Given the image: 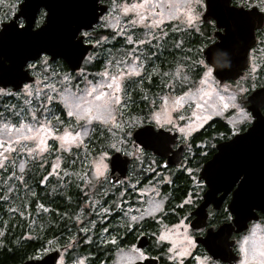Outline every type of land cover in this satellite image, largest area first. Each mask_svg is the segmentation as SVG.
Returning <instances> with one entry per match:
<instances>
[{
	"label": "rangeland",
	"instance_id": "obj_1",
	"mask_svg": "<svg viewBox=\"0 0 264 264\" xmlns=\"http://www.w3.org/2000/svg\"><path fill=\"white\" fill-rule=\"evenodd\" d=\"M141 2L142 0H129L128 2L111 1L108 3V12L101 18L96 28L109 30L113 34L111 36H96L92 32H87L88 35L85 36V39L87 42L94 44V49L87 55L91 59L86 57L79 71L71 72L65 68L63 61H51L50 58L48 60L50 67L47 71H43L38 60L33 62L36 65L35 69H30L32 74L36 73L33 74L36 80L32 84H27L32 89L31 96L27 95L23 90L16 93L8 91V94L0 95V100H7L1 106L0 125L10 124L15 129L19 127L23 120L24 124L36 128L39 127V123L48 120L55 127L54 135L62 134L65 128H68L72 132L82 131L80 125H83L88 130L87 135L81 138L82 144L80 146L72 145L68 151H64L61 148L59 141L48 136L45 138L47 147L41 152L37 147L39 141H17L13 133L0 127V143L3 144L0 152L6 158L5 167L0 168V208H2V211H0V247L9 223L14 217L26 220L29 225L30 234H33L35 230L34 234H40L46 229L47 220L44 217V208L41 207L43 205H38L34 218L31 219L30 217V205L36 193L28 179L29 172L39 174L40 170H45L46 174L43 175L39 183L42 189H49L52 195L56 192L64 195L74 187V190L82 192L83 197L79 203L80 209L75 214L76 219H74V215L66 216V219L73 218L70 222L74 224L72 230L49 240V242L51 241L49 246H68L70 258L81 254L79 251L80 246L75 243L78 239L83 238L80 234L93 229L98 225V222H104L108 207L118 204L117 199L106 202L109 191L108 185L110 186L108 181L110 170L109 158L115 150L108 149L105 145L112 139L113 133H119V129L113 127L111 124L104 125L95 121L86 123L83 120L76 121L73 117H69L60 100V94L66 88L78 93L89 87V82L93 84L101 82L100 73L104 72L106 67L111 71L112 65H115L117 61L123 60L128 62L131 60V57L125 55L127 52L131 51L134 56L140 57L144 67L141 70L140 76H133L124 81L127 96L123 97L122 94L123 107L120 111L125 118L130 119L139 116L143 118L142 123L149 122L148 117L153 112L163 113L166 110L171 121L170 123H166V125L173 126L179 130L183 128V133L186 136L189 129L193 130L213 117H222L229 121L236 119L235 108L228 107L221 111L219 105H216L215 108L209 107V105L215 103L217 93L220 96L226 97L231 91L228 88V92H225L223 88L217 86L218 82L213 72L211 78L205 84H200V81L205 79L204 71L207 64L203 59H200L199 61L202 60L204 63L196 62L197 65H195L193 59L197 54L201 56V51L204 49L203 46L199 49L198 47H191L189 45L187 48L184 47L185 37L191 34L192 28L201 34L204 31L201 27L199 28V23H202V11H200V5L196 0H190V6L193 9V15L196 12H201L199 21L194 20L189 25L186 22V16L181 13L176 18L163 19L156 28H150V25L153 19H160L159 13L161 10L159 8L154 10L155 15H149L146 10L140 13L146 17L144 24L135 23L138 19L136 12L129 11L125 13L122 10L124 6H131L132 4ZM254 2L258 3V0H254ZM19 4L20 0H0V26L1 23L13 17L14 13L18 10ZM44 15L45 13L39 15L36 22L37 26L43 23ZM104 17L107 19H103ZM145 24L149 25V27H146ZM149 32L151 33L150 35H148ZM128 36H131L133 41L140 39L144 40L145 43L143 45L129 43L127 40ZM166 37H169L168 44L175 47L177 54L173 60L174 64L172 66L166 65L163 68L158 62L157 54L162 53ZM177 44H179V47H177ZM263 52L264 43L258 48L257 54ZM97 61H100L99 70L91 71L89 67ZM178 67L179 76L176 77L173 74L177 72ZM197 71L200 75L196 79L194 73ZM65 75L70 77V79L61 83ZM154 77L157 78L156 82L153 81ZM37 80H39V83H37ZM49 85L55 90H50ZM156 86L162 87L163 90L172 91L163 94V92L157 91ZM197 89H201L207 95L202 96V93L197 92ZM37 91L40 93L39 98H37ZM185 92L195 94L196 99L185 98L177 106L175 98L183 97ZM136 94H138L137 99L135 98ZM48 97H52V99L49 100ZM25 101H28V103H25ZM198 103L201 105L200 108L197 107ZM135 107L139 110L137 111ZM29 109L33 110L35 119H33V115L29 114ZM53 116L59 117L61 123H56ZM120 122L121 115L118 114L117 123ZM25 134L27 133L25 132ZM121 138L123 139V136ZM10 139L12 141L11 144H9ZM128 143L126 139L124 144L121 145L123 149L121 152L135 155L136 152L131 146L129 148L131 144L128 145ZM9 148H11V151L7 150ZM27 148H32L33 152L29 154L26 150ZM102 152L107 153L103 160V163L107 164V169L104 170L102 176L94 179L92 176L93 164L100 159ZM21 161L25 163L23 172L19 169ZM53 165H58V167L54 168ZM140 167L141 165L138 164L136 169ZM83 177H87V182H85ZM141 178L142 176L139 173L134 172L128 185L131 187L139 185L138 180ZM133 180L134 182H132ZM157 180V177L149 178L150 182L142 187L138 186V188L145 194H150V192L155 194L158 186ZM9 188L12 191L9 192ZM158 204L160 205L161 202L157 203L154 199L153 201L146 200L143 206L140 205L136 208V212H131L133 211L131 208L124 210V216L129 218L136 216L137 219L133 221L138 222L157 209ZM40 215L43 217L40 218ZM129 218L126 219L129 220ZM50 225L51 223L48 222V226ZM54 225L57 226L56 223ZM107 230L108 228L101 227L98 234L94 237V241H92L93 237H91V241L87 239L84 241L83 238L81 240L82 245L87 246L88 250H91L90 247L95 244L96 247H104L108 239ZM43 254L44 251H40L38 256H42ZM127 254L128 256H126ZM127 254L115 256L111 264H130V261L133 258L135 259V256L131 253ZM83 255L86 257L84 264L95 258V254L91 251L84 252ZM70 258L63 257L64 264H68ZM101 261V264H103V259Z\"/></svg>",
	"mask_w": 264,
	"mask_h": 264
},
{
	"label": "flooded vegetation",
	"instance_id": "obj_2",
	"mask_svg": "<svg viewBox=\"0 0 264 264\" xmlns=\"http://www.w3.org/2000/svg\"><path fill=\"white\" fill-rule=\"evenodd\" d=\"M111 1L128 2L129 0ZM111 1H108L107 4ZM246 4L250 5V7H247ZM204 5V9L199 7L200 11H202V16L206 11L205 0ZM231 6L252 9L257 7V3H255L254 0H245V3H241L240 0H231ZM42 13H44V11L40 12V14ZM200 27L205 33L201 34L195 31L205 37L207 42L203 46L204 49L217 42L218 37L215 36V33L220 35V33L224 32L223 28L217 27L214 20L211 24L202 21V23H199V28ZM192 30L194 29L192 28ZM255 33L258 43L257 46L252 48L249 52L250 66L246 69L244 75L236 80H226L224 82L219 81L214 76L218 82L217 86L220 88H224V86L227 85L231 92H239L240 89L244 90L242 94L238 96V103L241 102L243 98H248L254 92L264 88V52L257 54L258 48L264 43V27L257 29ZM185 38L184 47L187 48L188 45L191 46L190 34ZM168 39L169 37L165 38L166 43L162 53L157 54L158 62L163 68L166 65L172 66L174 64L173 60L177 54L175 47L168 44ZM203 50L201 51V56L198 55L194 57L193 60L195 65H197L196 62L200 59H203L205 62L202 56ZM199 75L198 71L194 73L196 79ZM153 81L156 82L157 78L154 77ZM156 89L159 92H163V94L172 91L167 89L163 90L162 87L157 86ZM7 90L11 93H16L11 88H7ZM22 90L23 89L20 91ZM252 105L251 102L248 104L245 102L242 103V106L251 115L252 122L251 124H238V131H235L233 124L230 123L229 120H225L222 117H213L202 125H198L193 130L189 129L187 131V136L179 129L164 124L160 129L169 132V137H167L168 142L163 147V151L157 147L154 151L147 150L141 144L136 143L133 137H131L127 139L129 142L128 145L131 144L129 148L130 146L133 148L136 152L135 155L116 151L113 152L109 158L110 170L108 181L110 186L108 185L109 191L106 202L117 199L118 204L108 207L104 222H98L96 227L80 234L81 237L84 238H82L84 241L86 239L91 241V237H93L92 241H94V237L98 234L101 227H106L108 228L106 231L108 239L104 247L99 248L96 247L95 244L90 247L91 250H88L87 246L82 245V239H78L75 242L76 245L80 246L79 251L81 254L88 251L95 254V258H92L87 264H101L102 259L103 264H111L115 256L131 253L129 249L133 248V246L135 249H139L144 255L143 258H133L130 264H206V257L208 258V264H211V262H215V264H239V261L243 258L240 252L241 244L244 245L246 250L250 249L253 244L257 247L264 245V212L258 209V207L262 205L261 202L264 199V177L263 173L256 169L257 164L260 166L262 165L260 163H254L252 165L255 170L252 172L253 178L248 182V189L250 191L249 197L252 199V204H254V206L253 210L244 211L243 217L237 215L238 223L246 220L248 216V219L242 226L238 225L236 222V211L233 208V200L235 198L239 200L240 198V190L245 186L243 184L244 177L238 176L226 182L222 180L221 183L216 185V189H212L208 201L207 194L211 188L207 180L203 177V169L216 154L218 144L232 139L239 133L245 132L253 125L255 117L249 109ZM260 111L264 115V109H260ZM146 125H153L155 127L154 122L147 121L143 122L141 127ZM234 131L235 135H233ZM175 134H177V137H173ZM212 145H214V147H212ZM115 153H120L123 157H127L129 162L126 176L118 185L112 183L110 177V160ZM176 154L180 155L178 163L168 164ZM124 159L127 161L126 158ZM138 164L141 165V167L138 168L139 170L136 169ZM134 172L139 173L142 178L138 180L139 185L131 187L128 184ZM256 175H258V177H256ZM153 177L158 178V186L155 194L151 192L150 194H145L140 191L138 186H144L150 182L149 178ZM132 182H134V180ZM80 193L79 199L82 200L83 195L81 191ZM119 194L120 196L118 197ZM64 195L66 197V203L78 206L76 208L77 210L80 209L79 203L81 201H74L73 198L67 196V194ZM153 199L157 203L161 202V204H158L157 209L153 210L140 221L135 222L131 218L124 216V210L131 208L133 209L131 212H136V208L140 205L143 206L146 200L153 201ZM205 202L208 203L205 204ZM43 208L46 220L48 221V216L52 218L51 207L47 203H44ZM75 214L74 219H76ZM229 215L232 217L231 220L228 219ZM56 218L61 219V214H59L58 211L56 212ZM126 218H129V220ZM47 221L46 229L50 227ZM185 225L187 226L188 234L193 238L194 246L192 247H190L184 239ZM226 226H234L231 228L229 235V244L231 245L230 251L234 258L231 261H225L220 256L213 255L210 250L216 239V234H213L212 230L215 229L216 233H219ZM162 233L167 239H161ZM59 235L47 234L45 232L43 234L22 235L21 239L24 240H22V245L25 244V239L37 237L41 239L38 243L35 255L27 260L42 259L59 248H62L63 251L57 262L63 257L69 259L70 251L68 246H49V240ZM5 236L6 234H4V237ZM245 237H247V240H245ZM142 239L144 240V244L141 246L140 241ZM1 243L2 246L3 240ZM169 249H171V251H169ZM40 251H44L42 256H38ZM182 252L183 255H180ZM131 254L135 256L134 253ZM126 256H128V254Z\"/></svg>",
	"mask_w": 264,
	"mask_h": 264
},
{
	"label": "water",
	"instance_id": "obj_3",
	"mask_svg": "<svg viewBox=\"0 0 264 264\" xmlns=\"http://www.w3.org/2000/svg\"><path fill=\"white\" fill-rule=\"evenodd\" d=\"M108 1L111 0H101L98 7L96 0H26L27 7L20 2L13 17L1 23L0 26V30L5 28V33H0V57L11 61V67H5L3 61L0 60V87L11 88L18 92L23 89L24 84L34 83L36 77L31 70L26 68L23 72L21 68L26 58L37 56L40 50L52 51L53 57H49L51 61L61 60L71 72L79 71L87 55L94 49V44L87 42L83 35H81L80 41L74 42L72 36L80 26H87L84 28L85 32L93 31L99 25L101 18L108 12ZM40 4L47 6L48 9L37 7ZM205 4L206 11L202 16V21L209 23L207 16L213 15L217 27L223 28L224 32L220 35L215 33V36L218 37L217 42L207 46L203 50L202 56L209 66H213L212 61H215L213 74L219 81L236 80L244 75L250 66L249 52L258 43L255 32L262 28L260 26L251 27L252 18L246 13H258L260 10L257 7L245 9L244 7L231 6V9L228 10L229 14L226 15L220 7V0H216L215 8L210 4L208 9L207 0H205ZM232 9L237 11L233 13ZM41 11L45 13L44 20L37 26L36 22ZM47 20L48 24L44 27ZM21 22L23 30L17 28ZM231 26H235V32ZM240 40L243 43H240ZM56 56H61V58L57 59ZM38 60L39 58H36L32 63ZM229 61L232 65L231 71H227ZM225 72L226 74L222 75ZM261 92H264V88L254 92L245 103L248 104L255 100V97ZM249 109L255 117L254 127L252 125L245 132L218 144L216 154L203 169V177L211 188L207 194V201L212 189H216V185L222 180L226 182L238 176L244 177L245 188H241L239 200L237 198L233 200V208L239 217H243L244 211L253 210L254 204L249 197L248 182L253 178L252 172L255 169L252 165L254 163L262 165L257 164L256 169L263 173L264 177V118H261L264 115L261 111L255 110L254 104ZM150 127L154 126L141 127L139 132H133L132 137L145 149L154 151L155 145L160 141L154 137ZM159 131L163 132L162 135L168 142L169 132L163 129ZM173 137H177V134ZM232 141L235 142L232 143ZM165 144L167 143H164L163 147ZM179 158L180 155H174L168 164L178 163ZM110 164L111 181L118 185L126 176L128 158L123 157L120 153H115L111 157ZM261 204L258 209L264 212V199ZM140 244L141 246L144 244L143 239ZM62 251V248H59L42 259H30L22 264H56Z\"/></svg>",
	"mask_w": 264,
	"mask_h": 264
},
{
	"label": "snow or ice",
	"instance_id": "obj_4",
	"mask_svg": "<svg viewBox=\"0 0 264 264\" xmlns=\"http://www.w3.org/2000/svg\"><path fill=\"white\" fill-rule=\"evenodd\" d=\"M264 2V0H262ZM159 8L161 11L159 13L160 19H153L151 21L150 28H156L159 23L162 22L163 19L176 18L179 14L183 13L186 16V22L191 25L194 20H197V17L193 15L192 7L190 6V0H142L141 3L132 4L131 6H124L123 12L127 13L129 11H133L137 13L138 19L135 23L144 24L146 17L145 15L140 14L142 11H147L149 15H155L154 10ZM166 9V11H165ZM146 27L149 25L145 24ZM19 30H23V24L21 22L20 26L17 27ZM151 33L149 32L148 35ZM83 36H87L88 33L82 34ZM129 43H136L143 45L145 43L144 40L137 39L133 41L131 36L127 37ZM179 47V44H177ZM128 57H131V60L125 62L123 60L117 61L115 65H112V70L109 71V68H105L104 72L100 73L101 82H97L93 84L89 82V87L83 89L80 92H72L70 89H65L64 92L60 94V100L64 105V108L69 117H73L76 121H85L86 123H91L93 121L98 122L100 124L109 125L111 124L115 128H120L121 125L117 123V115H121L122 104V94L123 97L127 96L124 81L133 76H140L141 70L144 67L143 61L140 60V57L134 56L131 51L125 54ZM155 71V69H154ZM211 70H209L210 72ZM209 72H205L204 75L208 76ZM167 75V74H165ZM174 76H179V67L177 68V72L173 74ZM186 79V77H185ZM205 80H201V84H205ZM197 92H201L202 96L207 95V93H203L201 89H197ZM185 98L195 99V94L192 93H184L183 97H176L175 104L179 106L181 101ZM219 100L223 101V96L218 97ZM49 100L52 97H48ZM166 99V98H165ZM227 107L226 104L223 105ZM197 107L200 108L201 105L198 103ZM53 119L56 123H61L59 117L53 116ZM152 119L160 125H164L166 123H170V118L165 110L163 113L161 112H153ZM0 127L7 129L10 133H13L16 136L17 141H30L35 140L39 141L38 148L39 151L43 152L47 145L45 144V138L51 136L53 139L60 142V146L64 151H68L72 145L80 146L82 144V136L87 135V128L83 125H80L82 131H69L68 128H65L62 134L54 135L55 127L54 125L45 120L44 122L39 123V127L33 128L31 125L20 124L18 128L13 129V126L10 124L0 125ZM181 132L184 131L183 128L180 129ZM25 132L27 134H25ZM163 132L154 133V137L160 139L163 135ZM11 139L9 140V144H11ZM3 147V144L0 143V148ZM11 151V148L7 149ZM29 154L33 152L32 148L26 149ZM107 153L102 152L100 154V159L94 162L93 164V178H99L103 175L104 170L107 169V164L103 163L104 157ZM5 157L3 153L0 152V168L5 167ZM54 168L58 167V165H53ZM19 169L21 172L25 169L24 161L19 163ZM67 175V173H65ZM85 182H87V177H83ZM8 191H12L11 188ZM6 198V197H5ZM43 207V206H41ZM46 211V209H45ZM132 220H136V216L131 217ZM161 239H167V237L162 233ZM114 242V241H113ZM51 243V241L49 242ZM137 254L142 256L143 253L137 250Z\"/></svg>",
	"mask_w": 264,
	"mask_h": 264
},
{
	"label": "clouds",
	"instance_id": "obj_5",
	"mask_svg": "<svg viewBox=\"0 0 264 264\" xmlns=\"http://www.w3.org/2000/svg\"><path fill=\"white\" fill-rule=\"evenodd\" d=\"M20 2L24 6H26V7L28 6L26 4V0H20ZM100 2H101V0H96L97 7L99 6ZM196 2L200 5L201 9H204V7H205L204 0H196ZM240 2L245 3V0H240ZM210 4L213 8H215L216 7V0H207V8L208 9L210 7ZM246 6L250 7V5H247V4H246ZM37 7L47 8V6H45L43 4H40ZM220 7L224 10L226 15L229 14L228 10L231 9L230 0H220ZM257 7L260 10L258 13H246L249 17L252 18L251 19V27H253V28H255L256 26L264 27V15H261V13H264V2H262V0H258ZM232 10H233L232 11L233 13L237 11L234 9H232ZM48 13H49V10H48ZM200 15H201V12L195 13V16L197 17V21H199ZM48 18H49V14H48ZM103 19H107V18L104 17ZM207 20H208L209 24H211L213 21V15H208ZM47 24H48V20H47V23L44 25V27H46ZM86 27L87 26H80L78 28V30L75 31V34L72 36V40L74 42L80 41L81 35L84 33H87L84 31V28H86ZM231 27H232L233 32H235V26H231ZM0 33H5V28L3 30H0ZM240 43H243V41L240 40ZM50 56L53 57L52 51L40 50L37 56L28 57L24 60L21 71L25 72L26 68L27 69H35L36 65L34 63H32V61L36 58H39L42 70L47 71L48 68L50 67V65L48 64V60H49ZM56 58L59 59V58H61V56H56ZM87 58L91 59V57H87ZM0 60L3 61V65L5 67H11V61L10 60L4 59L3 57H0ZM197 62L201 63V64L204 63L202 60L197 61ZM212 64H213V66H215L214 60L212 61ZM213 66H208V65L205 66L206 70L204 71V73L209 72V70H211V71L209 72L208 76L204 75L205 79H203V80L207 81L208 79L211 78V74L213 72ZM231 67H232V65H231V62L229 61L228 66H227V71H231ZM33 74H36V73H33ZM223 74H226V72L222 73V75ZM53 75H55V74H53ZM69 79H70V77L65 75L63 77V80L61 81V83L68 81ZM37 83H39V80H37ZM200 84H201V81H200ZM201 85H203V84H201ZM49 87H50V90H52V91L55 90L54 88H51L50 85H49ZM23 91L29 96L32 95V89L27 84L23 85ZM213 91H215V90H213ZM223 91L228 92L227 85L224 86ZM243 91H244L243 89H240L239 92H229L226 97L223 96V101L219 100L218 97L220 95L217 93L215 96V103L212 105H209L210 108H215L216 105H219L221 111L224 108H228V107L235 108L236 114H237L236 119L234 121H230V123L233 124L235 131L239 130L237 127L238 124H242V123L251 124V122H252L251 115L242 106L243 102H248L247 98H243L242 101L239 103L237 102V98L239 96V93H241ZM5 94H8V90L4 87H0V95H5ZM39 94H40L39 91H37V98H39ZM187 99H192V98H187ZM225 101H227V102H225ZM250 102L255 105V110L257 112H259L260 109H264V92H261L257 97H255V100H252ZM25 103H28V101H25ZM224 104H226L227 107H224L223 106ZM17 114H19V113H17ZM29 114L33 115V119H35L34 112L32 109H29ZM261 118H264V117H261ZM142 121H143L142 117L135 116V117L128 119V118L124 117L123 113H121V122L119 123L121 125V127L118 128L119 133H113L112 139L106 143L105 147L108 149H114L116 152L123 151L121 145L124 144L126 139H130L132 137L134 131H136V133L140 131ZM148 121L154 122V124H155V127H150L152 129V131L154 133H160L159 129L162 128L164 125L157 124L152 119V114L148 117ZM21 124H24L23 120L21 121ZM253 127H254V125H253ZM235 131L233 132V135H235ZM121 136H123V139L121 138ZM159 141L160 142L157 143L155 146L157 148H159L161 151H163L164 150L163 145H164V143H167V140H166V138H164V136H162L159 139ZM235 141H232V143ZM212 147H214V145H212ZM138 151H139V149H138ZM231 218H232L231 215H229L228 219L231 220ZM246 220L238 223L237 222V214H236V222L238 225L242 226L243 223L246 222ZM232 227H234V226H226L219 233H216L215 229L212 230V233L216 234V239H215L211 249L210 248L209 249L211 250L213 255L220 256L225 261H231L234 259L231 255V251H230L231 245L229 244V235H230V231H231ZM184 239L187 241V244L190 247L194 246L193 238L191 235L188 234V230H187L186 225H185ZM245 240H247V237H245ZM137 250L139 251V249H135L133 246V248L129 249V252L134 253L135 258H143L144 254L142 256L138 255ZM169 251H171V249H169ZM240 252H241V255L243 258L239 261V264H264V245L257 247L255 244H253V246L250 249L246 250L244 245L241 244ZM180 255H183V252L180 253ZM85 259H86V257L83 254L76 255L73 258H70V260L68 261V264H84ZM205 259H206V264H208V258L206 257ZM56 264H64L63 259L56 262ZM211 264H215V262H211Z\"/></svg>",
	"mask_w": 264,
	"mask_h": 264
},
{
	"label": "trees",
	"instance_id": "obj_6",
	"mask_svg": "<svg viewBox=\"0 0 264 264\" xmlns=\"http://www.w3.org/2000/svg\"><path fill=\"white\" fill-rule=\"evenodd\" d=\"M92 34L94 33L96 36L98 35H112L113 33L109 30H104L103 28H96L93 31H91ZM203 33H205L203 31ZM190 42L192 47H198V49L206 44V40L204 36H201L199 33H197L195 30H192L190 34ZM199 54H197L195 57H197ZM66 69L67 66L63 62ZM100 68V61L95 62L89 69L91 71H98ZM199 73V72H198ZM138 94L135 95V98L137 99ZM9 99V97H8ZM7 101V100H6ZM6 101L3 99L0 100V112H1V106ZM137 111L139 110L137 107H135ZM49 169V168H48ZM40 174V175H39ZM39 174H32V172H29L28 179L31 182V186L35 191V197L32 200V203L30 205V217L31 219L35 217V213L38 210V205H43L44 203H47L52 210V218L48 216V222L51 223L50 227L48 229L43 230L47 234H66L69 230L71 231L74 227V224H71L70 222L72 219H66V216H72L75 214L76 208L78 206H75L70 203H66V197L65 195H61L58 192L53 195L50 193L49 189L44 190L42 189V186L40 185V179L43 178V175L46 174V171H39ZM75 188V187H74ZM74 188H70L66 194L67 196L73 198L74 201L80 202L79 199L81 193L80 191L74 190ZM0 211H2V208H0ZM59 212L61 214V219L56 218V212ZM43 217L40 215V218ZM46 218V215H44ZM54 223L57 224L54 225ZM36 232L33 231V234ZM6 236L3 237V245L0 247V264H22L24 263L28 258L33 257L36 253V249L38 247V243L41 241L39 237L32 238V239H25V244L22 245L21 243L24 241L21 239V236L24 234H30L29 225L26 222L25 219L14 217L10 223L9 226L5 232ZM12 235V236H11ZM23 240V241H22ZM85 249V248H84ZM83 249V250H84Z\"/></svg>",
	"mask_w": 264,
	"mask_h": 264
}]
</instances>
